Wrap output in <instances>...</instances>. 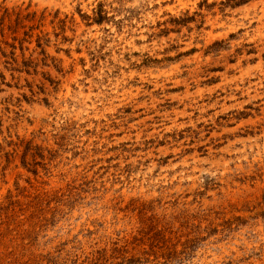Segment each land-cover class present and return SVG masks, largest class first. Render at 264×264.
<instances>
[{"label":"rangeland","instance_id":"rangeland-1","mask_svg":"<svg viewBox=\"0 0 264 264\" xmlns=\"http://www.w3.org/2000/svg\"><path fill=\"white\" fill-rule=\"evenodd\" d=\"M0 264H264V0H0Z\"/></svg>","mask_w":264,"mask_h":264}]
</instances>
